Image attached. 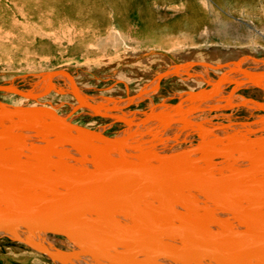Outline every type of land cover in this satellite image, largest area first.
<instances>
[{
  "label": "bare ground",
  "instance_id": "bare-ground-1",
  "mask_svg": "<svg viewBox=\"0 0 264 264\" xmlns=\"http://www.w3.org/2000/svg\"><path fill=\"white\" fill-rule=\"evenodd\" d=\"M245 67L229 63L211 80L210 89L181 97L163 112L154 109L133 118L110 106L90 104L65 70L44 73L35 88L0 84L1 95L20 100L15 105L0 98V237L55 264H86V254L100 263L111 260V264H264V135L244 139L243 134L230 133L221 136L223 139L199 140L197 151L191 154L159 155L140 149L139 140L132 138L142 127L159 125L162 120L151 121L154 116L165 115L171 123L176 112L206 104L210 93L228 76H242L247 85H264V72ZM176 68L157 74L155 83L178 73ZM58 81L66 83L64 90L77 108L114 122L118 117L129 128L125 126L119 135L109 138L69 124L50 114L52 109L36 107L33 103L51 91L62 92ZM151 86L136 91L127 103L139 100ZM249 104L247 109L253 105ZM254 106L261 104L254 102ZM148 168L181 174L200 185L219 184L213 192L176 180L126 176L134 169ZM101 169L123 172L85 184ZM79 185L81 192L46 224L19 222L21 217L30 220L47 210ZM250 192L252 196H244ZM6 215L18 219L8 222ZM56 234L64 235L71 249L56 248Z\"/></svg>",
  "mask_w": 264,
  "mask_h": 264
},
{
  "label": "rangeland",
  "instance_id": "rangeland-1",
  "mask_svg": "<svg viewBox=\"0 0 264 264\" xmlns=\"http://www.w3.org/2000/svg\"><path fill=\"white\" fill-rule=\"evenodd\" d=\"M229 63L264 72V0H0L1 85L35 88L44 73L65 70L90 104L110 106L133 118L154 109L163 112L181 97L210 89L211 80ZM170 67H177L178 73L155 83L157 74ZM225 80L206 104L176 112L178 118L173 116L171 123L165 115L154 116L151 121L162 120L160 126L142 127L132 138L139 140L140 149L159 155L191 154L200 141L230 133L243 134L244 139L264 135V85H247L242 76ZM58 82L62 92L53 90L52 96L31 103L105 137L115 138L129 128L118 117L114 122L77 108L64 90L66 83ZM150 84L139 100L127 103ZM10 97L0 94L3 101L20 103ZM251 100L261 106L253 107ZM246 102L253 104L248 103L253 111ZM54 238L56 248L71 249L64 235ZM29 251L0 237V264H55ZM85 257L86 264L104 263Z\"/></svg>",
  "mask_w": 264,
  "mask_h": 264
},
{
  "label": "water",
  "instance_id": "water-1",
  "mask_svg": "<svg viewBox=\"0 0 264 264\" xmlns=\"http://www.w3.org/2000/svg\"><path fill=\"white\" fill-rule=\"evenodd\" d=\"M123 172L122 169H101L100 172L98 174H95L94 176L90 177L86 182L88 183L87 185H91L93 183H97L100 181H103L105 179L111 178L114 175H117L118 173ZM127 177H149V178H156V179H166V180H176L179 182H183L186 183L188 185H190L192 188L197 189V190H209L211 189L214 192V188L219 184V182H212L210 184H204V185H200L199 182L193 181L188 179L187 177L181 175V174H174V173H170L168 171H165L162 168H148V169H134L133 172H131L129 175H126ZM81 188L82 185L76 186L74 188H72L71 190H69L68 192H66L61 198L60 200H58L55 204H53L52 206H50L47 210H44L42 212H40L38 215L31 217L30 220H26L29 218H25V217H21L19 219H21L19 222H23V223H33V224H46V221H48V219L52 216H55L56 213L55 211L58 213V210L63 209L67 204L69 200H72L73 197L77 196L78 193L81 192ZM253 193H247L244 196H252ZM256 194V193H255ZM258 195V194H256ZM5 220H7L8 222H16L18 217L16 219H13V217H10L8 215H6L4 217ZM1 220V217H0Z\"/></svg>",
  "mask_w": 264,
  "mask_h": 264
}]
</instances>
